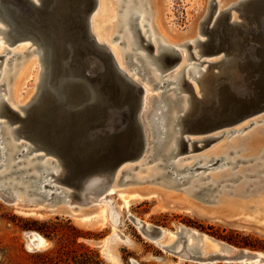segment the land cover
<instances>
[{
	"label": "water",
	"instance_id": "obj_1",
	"mask_svg": "<svg viewBox=\"0 0 264 264\" xmlns=\"http://www.w3.org/2000/svg\"><path fill=\"white\" fill-rule=\"evenodd\" d=\"M37 1L0 0V8L15 29L13 42L28 39L45 50L54 87L25 116L6 103L2 115L18 123L20 134L36 148L57 156L76 197L81 194L76 176L93 165L104 168L109 184L97 192L100 194L124 163H135L154 146V133L147 126L149 114L144 111L145 89L117 66L109 49L92 35L91 18L98 0ZM216 9L217 2L211 0L207 22ZM238 10L239 21L231 20L227 11L218 16L213 28L202 29L207 39L200 42L201 52L223 53L224 60L209 63L217 68L209 79H197L200 97L188 79L182 80L183 90L190 95V108L181 118V151L196 149L197 141L192 142L191 150L187 145L191 135L204 136L201 142L215 140L213 133L264 111V0H250ZM133 27L138 49L141 41L147 43L143 47L153 49L137 23ZM153 58L161 63L162 73L181 59L178 52ZM98 121L100 125L94 126ZM117 139L129 143L121 146ZM141 233L154 241L163 232L142 225ZM188 235L179 234V248L172 245L163 250L198 264H251L258 258V252L243 248L204 257L198 249L185 246ZM260 264H264L263 258Z\"/></svg>",
	"mask_w": 264,
	"mask_h": 264
},
{
	"label": "rangeland",
	"instance_id": "obj_2",
	"mask_svg": "<svg viewBox=\"0 0 264 264\" xmlns=\"http://www.w3.org/2000/svg\"><path fill=\"white\" fill-rule=\"evenodd\" d=\"M118 1L109 0L104 11L112 12V16L106 22H102V24H109L108 26H110L111 30L107 33H110L113 29L112 34L108 35L107 38L104 37L108 41L109 47L123 52L126 49L125 44L123 43V45L119 46L123 29L120 32L116 30L117 21L120 17ZM217 1L219 0H215V2ZM227 1L228 7L236 3V0ZM149 5L146 4V7L143 8L144 11L141 13L147 15L145 20L147 24L152 23L154 13V7ZM205 7L206 0H159L157 6L159 27L155 22L152 23L155 37L158 39L153 42V48H157L159 42L163 41L167 45L176 46L180 49L181 54L184 55V64L180 67L195 63L194 59L187 61L186 57L191 55L198 58L199 56L196 54L198 48L195 49L192 46L188 50L182 44L199 37L197 34L194 36V30L202 18ZM148 8L150 11L146 12ZM232 13L238 15L235 10ZM148 15H150V18ZM136 22L138 23L139 19ZM147 28V25L144 26V30H147ZM148 34L144 36L145 39ZM115 36H118L119 39L113 42L112 40ZM0 41L2 42V45H0V57L4 55L5 48L23 54L22 57H14L9 63H7V60L12 56L11 54L0 58V84L5 83L0 88L2 91H0V94H4V90H7L13 84L14 80L11 79L8 86L6 83L7 79L4 77L5 74L11 76L14 65L17 63L16 69L20 71V75L18 83L19 94H16V97L20 103L19 106L24 107L32 102L33 96L38 90L37 82L40 77L41 64L37 54L31 52L36 46L30 41L16 42L17 44L8 46L1 34ZM141 44L142 48L138 52H146L152 57L156 49H151L150 45L143 47V45L147 44L145 41H141ZM206 59L209 60L211 58H206V56L201 58L202 61ZM201 67H207V64ZM214 71L216 70L212 67L209 69V72ZM167 73L164 72V75ZM186 76L189 78V75ZM189 82L196 88L198 87L192 78H190ZM10 96L11 99L8 104L12 108L17 109V102H15L12 93H10ZM0 120H3V118H0ZM250 121H254V123L251 124ZM99 125L100 121L94 126ZM254 131H258V134L264 138V114L251 118L244 124L219 130L212 134L217 139L198 142L194 145L195 150L191 152L183 150L171 160L172 162L180 160L181 165L196 162L194 167L198 169L195 175H200L195 179H199L200 184L198 186L206 185V188L204 191L197 190L199 187L196 188L198 192L192 198L186 191L187 187L190 186L189 182L191 180L181 184L169 175L155 180L149 179L144 183H139L136 180V175L138 178H149L158 172H167V168L164 166L148 169L157 163L149 165L150 154L146 156L148 158L132 164L133 168L129 171H121L118 184L115 186V192L106 195L111 200L110 215L112 221L105 225L92 223L83 226L72 216L57 213L49 214L51 204L47 202H39V204L29 203L30 206L22 208L9 205L0 198V264H198L165 252L154 241L142 234L132 219L159 227L166 230L170 235H177L171 237V239L168 237L164 239L163 242L165 244L174 243L178 240L181 232L189 231L191 233L188 235L189 241L187 245L198 248L200 251L202 250V236H208L214 241L224 246L226 245V247H229L227 245L229 244L235 248H243L264 254V235L260 232L261 229L258 228V231L257 227L255 228L245 219L243 224L239 222L238 226L232 227L221 222V219L212 220L205 218L203 212L195 214L174 208L177 206L181 209V206L185 205V203L202 206L193 199L205 203H214L217 197L219 199L220 196L226 195L244 199L248 202L247 207L249 208L246 213L254 214L255 216L258 213L259 205L261 206V196L264 197V144L261 146L259 153H250V150H247L250 140L249 136ZM203 137L191 136V139L201 140ZM128 143L124 139H117V144L121 146H126ZM187 145L192 146L190 142ZM47 159L54 160L52 156H48ZM203 165H212V167L204 169L201 168ZM19 167H24V165L17 166V168ZM76 177L81 191L79 196L89 191L100 192L109 184L104 168L96 165L84 169ZM212 180L217 181L212 183ZM162 182L173 183L175 186L174 188H169L161 185ZM56 184L61 185L57 180ZM62 187L68 190L66 187ZM128 188L132 190L138 188L151 189L149 195L153 193V196L135 202L128 209H125L119 193ZM159 190L166 191L169 194L164 196ZM238 190L242 191L241 195L235 194ZM259 197L261 199H257ZM22 199L24 200L25 198L22 196ZM62 202L59 201L53 204L52 208L57 207ZM25 203L27 202L25 201ZM36 205H38V208H35L37 207ZM71 207L73 209L72 212H79L74 217L81 215V211L89 208V206H80L73 201V198ZM203 207L210 210L217 209V206L213 205ZM255 217L257 218V215ZM113 224L117 229L116 233L124 238V241L119 240L114 234ZM192 234H195V237H191ZM36 238L41 240V246H39V250L33 251L29 247H31L32 241ZM104 240L105 245L95 246L93 244L101 243ZM179 244L178 246H180ZM221 248L224 247L221 246Z\"/></svg>",
	"mask_w": 264,
	"mask_h": 264
},
{
	"label": "bare ground",
	"instance_id": "obj_3",
	"mask_svg": "<svg viewBox=\"0 0 264 264\" xmlns=\"http://www.w3.org/2000/svg\"><path fill=\"white\" fill-rule=\"evenodd\" d=\"M32 1L36 3L38 2L37 0ZM219 1H217L218 4L214 17L211 21L207 22L210 13L211 0H206V7L204 8L202 18L199 20L197 28L194 30V36L197 34L199 37L194 38L193 40H188L182 44V46H185V48H187L188 50H190L192 46L195 49L198 48V51L196 52V54L199 56L198 58H195L191 55H188L186 57L187 61L194 59L195 63H190L189 65L180 67L182 64H184V55L181 54L179 48H177L176 46L167 45L163 41L159 42L157 48H153L156 49V52L153 54V56H160L164 52H178L180 55V61L175 64L172 69L167 71L168 73L166 75L161 72V63L157 60H154L153 56L151 57L146 52H138L141 48L138 49L136 39L133 35V24L137 19H139V22H136L137 26L141 30V33L144 34V36L149 33L146 37V40H149L150 44H152L153 46V42H155L156 37L154 34L152 23L155 22V24L159 27L157 10L159 0H123V3L125 4V9L120 19L121 21H117L118 26L116 28L117 31L123 29V35L120 38L121 43L123 42L126 46V49H124V51L122 49L123 52H120V50L116 48L109 47L108 41H106L107 36L112 34L113 31L112 29L110 33H107L109 30H111V28H109L110 26H108L109 24H102V22H106V20H108V18L112 16V12L104 11L109 0H98V6L91 18V32L96 41L104 46L107 45L109 47L108 49H110V52L114 56L117 66L123 72L128 74L132 79L141 83L145 89L144 111L145 113L149 114L147 126L149 127L150 131L154 133V146H152L148 153H146L142 158H140L136 162H140L144 158H148L146 156H149L148 154H150L149 165H153L156 162L157 163L154 164L153 167L148 168L149 170L152 168H159V166H164L167 168L166 173L158 172L157 174L151 175L149 178H138L136 175V180L139 183H144L149 179L155 180L158 178H162L165 175L171 176L172 179L176 180L181 184H184L186 181L189 182V180H191V182H189L190 186L186 189V191L190 195V198H192L193 195L198 192L197 190L204 191L206 185L198 186V184H200L199 179L195 178H197V176L199 177L200 174L195 175V172L198 169L197 167H194L196 162H194L193 164L181 165L180 160H176L174 162L171 161L173 158L177 157L178 154H180L181 152V118L190 108V95L188 92L186 93V91L183 90L182 80L183 78H186L188 80L192 78L194 82L197 83V79H209L207 78L210 73L209 69L211 68L209 63L212 64L214 62L224 60V55L223 53L215 55H206L201 52L200 42L205 41L207 39V35L202 33L203 27L208 26V28H213L214 25L218 22V16L219 18H221L220 14H223L227 11L231 14V20L239 21L241 14L238 9L242 4H246L250 0H236V3L232 4L230 7H228L227 0H221L220 6ZM121 2L122 0L118 1L119 6ZM146 4H150L149 6L154 7L153 21L150 24L145 23L147 15L141 14L144 11L143 8L146 7ZM233 10H235L238 15L232 13ZM147 11H150L149 8L148 10H146V12ZM148 17L150 18V15H148ZM0 23L2 24H0V34L3 40H5V42L8 44V46H12L16 42L30 41L28 39H24L13 42L15 41L13 40V37L15 35V29L7 21L6 17L1 11V8ZM146 25L148 28L147 30H144V26ZM104 37L106 38L104 39ZM0 45H2L1 41ZM4 51V55L0 58L7 56V54L12 55L7 60V63H9L14 57L18 58L20 56L22 57L23 55L22 53H16L7 48H5ZM31 52L37 54L38 60L41 64L40 77L37 82L38 90L35 96H33L32 102L23 107L19 106L20 103L17 101L16 94H19L18 83L20 75V71L16 69L17 63L14 65V69L11 73V76L5 74L4 77L7 79V82H4H6L8 86L10 84L9 82L11 81V79L14 80L13 84L11 85V87H8L7 90H4V94H0V118H3V120H0V198L2 200L4 199L9 205H13L16 207L19 206L22 208L30 206L29 203L39 204V202H47L50 204H55L59 201H63L62 203H59V205H57V207L55 208H52L54 205L51 206V211L49 212V214L57 213L72 216L78 223L82 224L83 226L90 225L92 223L105 225L106 223L112 221V217L110 215L111 200H109L106 195L115 192V186L116 184H118V178L121 171H129L133 168L132 164L134 163H124L117 170L116 174L112 178V181L110 182V185L104 192L98 194L97 192L89 191L81 195L79 199H76L79 195H77L76 197V194L72 192V189L70 188L67 179H65V175H63L62 164L57 158V156L54 154H45L43 149L36 148L34 144H32L22 134H20L18 123H13L6 116L2 115L1 107L4 103L8 102L11 99L10 93H12L15 102H17L16 108L18 110L12 108L9 104L8 105L12 109L17 111L20 115L25 116L26 111L35 104H37L45 93H48L49 91L53 90L54 84L52 78V67L50 65L48 56L45 54V50L42 47H35V49L31 50ZM204 56H206V58L211 59H206L202 61L201 58H203ZM204 64H207V67H201ZM212 68L214 70L217 69L215 67ZM158 70L160 73L158 72ZM186 75H189V78H187ZM4 84H0V88ZM197 88L193 85V92L194 94L200 97L201 90L199 85ZM151 92L154 93L152 96ZM263 114L264 111L254 116L253 118L261 116ZM248 120H250V118L241 121L237 125L244 124ZM250 123L253 124L254 121H250ZM191 136L188 138V141L191 144L193 141L201 142L200 140H192ZM249 138L250 140L247 150L249 149L250 153H259L261 150V146L264 144V138L258 134V131H254L249 136ZM189 150H191V146H189ZM48 156H52L55 161L52 159H47ZM22 165H24V167L17 168V166ZM210 167H212V165L201 166V168L204 169ZM56 179H58L61 185L56 184ZM215 181L217 180H212V183ZM161 185L169 188H174L175 186V184L167 182H162ZM62 186L66 187L68 190H65ZM196 188L198 189L196 190ZM150 191L151 189L147 188H138L135 190L128 188L120 192L119 197L122 200L123 207L125 209H128L133 203L139 202L145 198H150V196H153V193L149 195ZM159 191H161L164 196L169 194L168 192H166L167 190ZM235 194L241 195L242 191L238 190ZM22 196L25 198L24 200L22 199ZM72 198L73 201L79 204L80 206H89V208L85 211H81V215L74 217L75 214H78L79 212H72ZM217 198L214 203H205L193 199L195 200V202H198V204H201L202 206H197L196 204L192 203H185V205L181 206V209L177 206H175L174 208L195 214L198 212H203V214H205V218L207 217L208 219L212 220L221 219V222L232 227L238 226L239 222L243 224V221L245 222L246 220L255 228L257 227L256 229H261L260 232L264 235V197L261 196L262 202L260 203L261 206L259 205L258 207V213H256L257 218L255 217L256 215L254 216V214L250 215L246 213L249 208L247 207L248 202H246L244 199L234 198L226 195L220 196L219 199ZM261 198L259 197L257 199ZM25 201L27 203H25ZM212 205L217 206V209L210 210L206 207H203ZM36 206L37 207L35 208H38V205ZM136 222V225L139 227L138 229L140 230L142 225H145L147 228L152 227L151 225L142 223L140 221ZM112 226L116 237L119 240L124 241V238H122L119 234L116 233L117 229L115 225L113 224ZM161 230L163 232L162 235L158 239L154 240L156 245L161 247L162 249L172 245H174L176 248H179L178 240L171 244H165L163 242V240L167 237L171 239V237H175L177 235H170L166 230ZM186 232H188L189 234L191 233L189 231ZM192 235L191 237H195V234ZM188 241L189 238L186 240L185 246H187L188 248L192 247L190 245H187ZM201 242L202 250L200 251L198 248L196 249H198L204 257L216 253L229 254L236 250L234 249L235 247L229 245L228 246L230 248L226 247V245L224 246L219 242L214 241L208 236H202ZM93 244L95 246L105 245V240L101 243ZM39 246H41V240L36 238L32 241L31 247H29V249L37 251L40 249ZM221 246L224 248H221ZM257 255V260L251 264H260L261 259H264L263 253L258 252Z\"/></svg>",
	"mask_w": 264,
	"mask_h": 264
},
{
	"label": "flooded vegetation",
	"instance_id": "obj_4",
	"mask_svg": "<svg viewBox=\"0 0 264 264\" xmlns=\"http://www.w3.org/2000/svg\"><path fill=\"white\" fill-rule=\"evenodd\" d=\"M122 6V7H121ZM120 17L122 16V14H123V12H124V9H125V4L123 3V0H122V2H121V4H120ZM119 17V21H121L120 18ZM118 32H120V30H118ZM143 36H144V34H143ZM117 39H119V37L118 36H115L114 38H113V42L114 41H116ZM123 43V42H122ZM121 42L119 43L120 45L119 46H121V45H123ZM106 48H109L107 45L105 46ZM109 51H110V49H109ZM6 102V101H5ZM7 104H8V102H6Z\"/></svg>",
	"mask_w": 264,
	"mask_h": 264
}]
</instances>
